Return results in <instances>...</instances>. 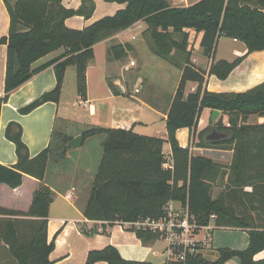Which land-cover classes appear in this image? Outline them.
Listing matches in <instances>:
<instances>
[{
    "label": "trees",
    "instance_id": "obj_1",
    "mask_svg": "<svg viewBox=\"0 0 264 264\" xmlns=\"http://www.w3.org/2000/svg\"><path fill=\"white\" fill-rule=\"evenodd\" d=\"M105 1L125 4V7L77 29L69 27L66 20L76 15L89 19L95 10L93 0H83L77 9L66 7L63 0H4L10 28L8 36L2 39L7 44V67L0 113L13 90L49 66L55 68L56 87L22 107L21 113L28 114L46 102L58 103L69 66H75L78 92L86 98L88 63L94 56L95 44L143 21L146 25L143 35L150 50L182 69L167 113V139L123 128L91 127L82 131L83 141L104 135L103 153L84 215L90 220L109 222L160 217L164 206L174 200L188 205L198 223H208L215 214L217 226L248 229L250 241L244 250L219 248L215 260L200 252L189 256L185 262L163 264H224L234 256L240 258L241 264H264V258H255L264 250V219L259 220L264 217V123H249L252 114L264 116V82L239 92L204 88L207 74L226 79L248 54L264 50V0H198L188 6H174L169 0ZM191 29L203 32L200 46L204 54L212 58L208 73L191 61V33L188 31ZM222 35L244 42L247 52L233 61L216 60ZM61 48L64 51L60 56L33 67L35 62ZM130 51L129 43L112 44L107 49L108 59L122 60ZM189 82L198 85L194 92L186 94ZM112 90L116 95L121 94L114 84ZM204 108L229 115V126H224L221 120L215 124L217 130L228 134L227 138L210 141L205 137L210 131L207 128L199 133L201 140L197 143L204 147H232L234 156L227 167L193 154L177 139L179 129L197 128ZM5 135L15 143L18 160L10 166L0 163V184L11 188L21 186L26 175L45 181L49 161H62L73 139L66 132H60L57 143L56 129L48 147L31 156L19 123L11 121ZM166 141L172 148L173 170L163 168ZM226 175L227 182L221 185ZM218 186L223 187V191L213 198L212 189ZM246 187H251L252 191H245ZM53 199L52 188L42 183L27 213L0 207V214L35 217L34 226L31 225L33 235L26 242H21L14 221L0 232V246L3 242L8 246L9 256L16 264H52L50 253L55 242H48L47 230ZM249 207L258 212L257 217L240 214L239 211ZM137 235L144 243L158 239L157 234L147 231H138ZM98 261L152 264L126 260L113 245L91 250L85 264Z\"/></svg>",
    "mask_w": 264,
    "mask_h": 264
},
{
    "label": "crops",
    "instance_id": "obj_2",
    "mask_svg": "<svg viewBox=\"0 0 264 264\" xmlns=\"http://www.w3.org/2000/svg\"><path fill=\"white\" fill-rule=\"evenodd\" d=\"M11 1L13 2L16 0ZM82 1L83 0H63V3L66 7L77 9L82 4ZM93 1L95 3V10L89 19H86L81 15H76L68 18L66 20V24L71 28L82 29L106 15H113L117 10L125 7V4H120L117 2H106L105 0ZM183 1L187 2L186 0ZM188 5L189 3L187 2L186 6ZM138 23L145 24L143 21H138L131 27L120 31L101 42H98L95 44L94 50L98 45L104 43H106V51L112 44L129 43L132 47V51H135L136 45H134L132 42L123 40L122 36L127 31L133 29ZM9 28L10 16L4 0H0V98L5 95V76L7 67V44L3 43L2 39L8 36ZM145 28L146 27L143 28L141 33L145 42V45L143 44L145 51L148 53V51L151 52V50L145 39V36L143 35ZM188 31L191 33L189 44V49L192 52L191 61L197 67L207 71L208 73L212 58L209 57L208 64L203 67L202 65L198 64V58L197 56H194L195 48L193 49L192 46L194 43L196 50H202L203 52V49L200 46L203 32L198 33L192 29ZM132 38L135 39L136 36L133 35ZM233 39L234 41H240L235 38ZM242 43L244 48L237 49L234 52V59L229 60L225 57L216 58V55L215 59H226L228 61H233L238 56L244 55L247 52V47L244 42ZM63 51L64 50L61 48L44 56L35 62L33 67H37L60 56ZM115 61L119 60L109 59V64H113ZM132 61L135 62L133 66L137 64L136 61L131 58L130 66L127 64L125 67L128 66L130 69L132 66ZM166 62L177 69L179 68L168 61ZM103 69L104 68L100 67V70L97 71L96 83L97 85L99 84L101 93L104 92L105 96L97 97L95 94H93L95 80L90 76L88 69L87 96L86 98L82 97L78 92L77 80L70 84L71 79H68V73L71 72V70L73 71V66H69L66 70V75L62 84L59 102H46L28 114L21 113L20 109L33 102L45 92L51 91L56 87L57 77L54 66H49L48 68L35 74L30 80L13 90L10 93L8 101L2 105L0 113V163L10 166L14 165L18 160L15 143L9 140L5 135L7 125L11 121L17 122L23 127L22 139L27 144L31 156H36L38 153L48 147L60 118L67 120L70 125L80 128L79 132H76V134L72 135L69 131H66V133L70 136H73V138L78 135H82V131L91 127H124V129H129V127L123 123H118L116 126L110 127L108 126V122H106L107 120H105L103 116L97 118L98 109L100 106L94 104L93 100L105 99L110 102H116L118 98V95H116L113 90L109 88V85L106 81V78H108L109 75L107 76ZM181 76L182 69H180L179 79L172 92L171 98L168 101L165 100L166 102L161 104L154 100V96H148L146 94L141 95L140 93L144 90V87L140 84L141 82L134 83V93L140 95L138 97L135 95L134 98H136L144 106L142 110L147 109L146 111H143L144 116L143 118L139 117V121L136 117H134V128L145 124L146 117L148 120L149 116H151L150 112H153L155 114L154 116H161L166 126L167 113L180 82ZM117 79H120V77H117ZM121 80L122 82L124 81L123 79ZM262 82H264V50L255 51L248 54L226 79H219L215 75L207 74L204 88L206 87L208 90L216 92H239L246 91ZM123 83L126 87L125 93H128V86L125 82ZM197 85L198 84L196 82H189L186 88V94L194 92L197 88ZM156 86L160 87L158 85ZM71 96L73 97V101L72 103H69ZM64 101L66 106L69 105L76 108L77 105H82L85 108L88 107V109L78 107L77 111L75 112L66 109L64 110L62 117L61 105ZM218 120H221L224 126H228L230 124L228 114H223L220 111L218 117L213 120V109L204 108L200 114L197 128L179 129L177 131V139L181 146L183 144H189L193 146L195 155L211 158L213 161L227 167L231 164L234 156V149L232 147L220 148L197 146V143L201 140L199 133L207 128H210V131L206 133L205 136L206 139L209 140L208 135L212 132L213 128H215V124ZM250 120L251 119L249 118V123L264 122V118L259 120V122H250ZM93 137H90L88 145L92 144L91 141ZM161 138L167 139V128L165 130V136ZM85 142L87 141L85 140L82 142L80 148H70L80 150L73 156V153H69L68 151L66 158L62 161L57 162L50 160L48 163L46 178L43 182L35 177L26 175L24 177L23 184L18 188H11L5 183H1L0 207L27 213L32 205L35 192L42 183H45L49 185L54 191V199L50 205L47 230L48 242L50 243L53 240L55 242V247L50 253V260L52 261V264H85L88 253L91 250L101 249L108 245H113L116 247L120 255L126 260L147 261L152 264H163L166 262V256L164 253L165 243L163 240L156 239L148 243H144L138 237L136 232L123 227L118 222L90 220L84 215V209L87 205L95 174L103 153V151L99 152V150L95 151L96 153L92 151V154L90 153L91 150H88L87 153H82L81 148L84 146ZM163 152L164 154H168L169 158L173 157L171 145L167 141L164 143ZM52 164H55L57 167L54 168ZM51 169H54V174L50 180ZM239 212L240 214L249 213L255 217H257L258 213L257 211L250 210V207ZM34 219L35 217L29 215L0 214V232L2 233L4 231L10 221H14L18 230V235L22 239L21 242H26L31 239L33 235L32 227L35 223L32 220ZM263 219L264 217H259V220L262 221ZM249 241V230L246 228L216 226L212 233L210 244L203 248L202 252L209 259H211L210 255H216L217 258V250L219 248L244 250L248 247ZM255 258H264V250L259 252ZM0 264H16L15 260L9 256L8 246L5 245L4 242L0 246ZM95 264L108 263L106 261H98ZM224 264H241V261L239 257L234 256L227 260Z\"/></svg>",
    "mask_w": 264,
    "mask_h": 264
},
{
    "label": "rangeland",
    "instance_id": "obj_3",
    "mask_svg": "<svg viewBox=\"0 0 264 264\" xmlns=\"http://www.w3.org/2000/svg\"><path fill=\"white\" fill-rule=\"evenodd\" d=\"M189 5L196 2L197 0H186ZM172 5L177 6H186L185 1L183 0H170ZM146 25L143 23H138L135 25V27L129 31H127L123 36V40L132 42L134 45H136L135 51H130L122 60L115 61L113 64H109L108 59V53L106 51V43L98 45L96 49L94 50V56L89 60L88 63V69L90 76L92 79L95 80V87L93 88V94L95 96H105L104 92L101 93V89L99 84L96 83V74L97 71L100 70V67L104 68L103 71L106 72L108 78H106V81L109 85V88L112 89V83L114 80L117 79V77H120V79H123L127 86H128V93H123L122 87L117 86L118 89L121 90L122 94L118 95V98L113 102L107 101L105 99H98L93 100V103L100 106L98 109V115L97 118H100V116H103L106 122H108V126L114 127L118 123H123L124 125L128 126L129 129H132L133 132L141 134V135H147V136H155V137H163L165 136V122L161 118V116L155 114L153 112H150L151 116H149V119L145 120V124H143L140 127L134 128V117L137 118L139 121V117L143 118V111L147 110L142 108L144 107L134 96L137 97L140 96L136 93H134L135 90V84L136 82L140 83L143 87V91L140 93L141 95L146 94L148 96H154V100L157 103H164L168 101L171 98L172 92L177 85V81L179 79L180 75V69L171 66L168 64L165 60L161 59V57L154 54L152 51L148 53L145 51V42L143 40L142 36V30ZM135 35L136 38L133 39L132 36ZM194 40V39H193ZM144 44V45H143ZM191 46V45H190ZM194 51V56H197V62L198 64L205 67L208 64L209 57L202 52V50H196V47L194 43L192 44ZM244 48V45L242 41H234L233 37L222 35L219 39L217 50H216V58L225 57L229 60H232L235 58L234 52L237 49ZM131 58L136 61V65H132L129 70H125V66L128 64L130 66ZM90 67V68H89ZM87 69V70H88ZM68 79H71L70 84L72 82L74 83L76 81V74H75V68L73 66V71L68 73ZM156 85L160 86L157 87ZM130 92V93H129ZM94 96V97H95ZM166 100V101H165ZM73 97H70V102L72 103ZM104 106V107H101ZM78 107L85 108L82 105H77V107H71L69 105L66 106L65 101L61 105V116L63 117L64 110L69 109L73 112L77 111ZM140 114V115H139ZM155 117V118H154ZM264 116H258L252 114L250 116V122H259V120L263 119ZM264 123V122H263ZM229 126V125H228ZM69 128V129H68ZM57 143L60 142V132H66L69 131L70 134H76V132L80 131V128L70 125L67 120H64L63 118L58 120L57 123ZM89 138L86 139L87 142H85L84 146H82V153H87V151L91 150L90 153L99 150V152L103 151V139L104 135L99 134L95 135L92 138L91 143L89 144ZM229 147V146H227ZM222 148V147H220ZM69 153H73L72 156L76 153H78L80 150L76 149H69ZM67 151V154H68ZM93 151V152H92ZM193 154L195 153L194 149H192ZM66 154V156H67ZM71 156V157H72ZM66 158V157H65ZM64 158V159H65ZM165 158L168 159V154H165ZM54 168L57 166L55 164H52ZM66 168V167H65ZM73 170V169H72ZM54 169L50 170V180L52 175L54 174ZM70 175V174H69ZM83 175V174H81ZM228 175L225 176L223 181H221V185L225 184L227 182ZM70 180V179H69ZM84 183V182H83ZM223 187L218 186L214 187L212 189V197L216 198L218 197ZM245 191H252L250 187H246ZM216 247V246H215ZM209 256V255H208ZM211 259H216V255H210Z\"/></svg>",
    "mask_w": 264,
    "mask_h": 264
},
{
    "label": "built area",
    "instance_id": "obj_4",
    "mask_svg": "<svg viewBox=\"0 0 264 264\" xmlns=\"http://www.w3.org/2000/svg\"><path fill=\"white\" fill-rule=\"evenodd\" d=\"M135 62L132 61L131 65ZM129 70V67H125ZM124 129V127H123ZM183 148L192 151L193 146L183 144ZM164 169H174L173 157L163 163ZM134 232L147 231L158 235L165 243L166 261L185 262L191 255L202 252L210 244L216 225V215L212 214L208 223H198L189 206L177 201H170L164 206L160 217H143L133 221H116Z\"/></svg>",
    "mask_w": 264,
    "mask_h": 264
},
{
    "label": "water",
    "instance_id": "obj_5",
    "mask_svg": "<svg viewBox=\"0 0 264 264\" xmlns=\"http://www.w3.org/2000/svg\"><path fill=\"white\" fill-rule=\"evenodd\" d=\"M113 84L115 86L122 87L123 93L126 92V87H125V85H124V83L122 82L121 79L114 80ZM219 113H220L219 110H213V120H215L218 117ZM227 137H228V134L226 132H221V131L217 130V128H213L212 132L208 135V138L211 141H218V140H221V139H225ZM82 142H83V135H78V136L74 137L68 143V147L69 148H80L81 145H82Z\"/></svg>",
    "mask_w": 264,
    "mask_h": 264
}]
</instances>
